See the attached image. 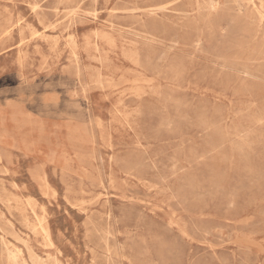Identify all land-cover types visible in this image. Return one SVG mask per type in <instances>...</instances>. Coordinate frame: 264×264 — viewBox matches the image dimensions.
I'll list each match as a JSON object with an SVG mask.
<instances>
[{
  "label": "rangeland",
  "instance_id": "1",
  "mask_svg": "<svg viewBox=\"0 0 264 264\" xmlns=\"http://www.w3.org/2000/svg\"><path fill=\"white\" fill-rule=\"evenodd\" d=\"M0 234V264H264V0H0Z\"/></svg>",
  "mask_w": 264,
  "mask_h": 264
},
{
  "label": "bare ground",
  "instance_id": "2",
  "mask_svg": "<svg viewBox=\"0 0 264 264\" xmlns=\"http://www.w3.org/2000/svg\"><path fill=\"white\" fill-rule=\"evenodd\" d=\"M251 3H252V1H251ZM261 3V2H260ZM211 4V3H210ZM217 4V3H216ZM254 5V4H253ZM212 6V5H211ZM211 6H210V8H211ZM211 10H213V9H211ZM263 10V9H262ZM174 12V11H173ZM149 13H152V12H149ZM188 13V12H187ZM262 15V14H261ZM89 16V15H88ZM87 19V18H86ZM73 20H74V18H73ZM90 20V19H89ZM261 20V19H260ZM104 22V21H103ZM20 23V22H19ZM73 24H74V22H73ZM18 25V24H17ZM109 25V24H108ZM112 25V24H111ZM113 27V26H112ZM47 30V29H46ZM131 34V33H130ZM145 34V33H144ZM147 35V34H146ZM139 38V37H138ZM141 38V37H140ZM176 39V38H175ZM155 42V41H154ZM174 43V42H173ZM172 43V44H173ZM195 44V43H194ZM199 44V43H198ZM197 45V44H196ZM69 47V46H68ZM97 47V46H96ZM170 47V46H169ZM167 48V47H166ZM171 48V47H170ZM177 50V49H176ZM161 59V58H160ZM84 74V73H83ZM241 74V73H240ZM243 75H244V73H242ZM250 77H252V76H250ZM253 78V77H252ZM255 78V77H254ZM85 79V78H84ZM257 79V78H256ZM87 86V85H86ZM101 86V85H100ZM102 87V86H101ZM93 118V117H92ZM100 121V120H99ZM98 121V122H99ZM94 123V122H93ZM93 126H94V124H93ZM93 148V147H92ZM110 148V147H109ZM100 156V155H99ZM3 179V178H2ZM109 181V180H108ZM82 185V184H81ZM15 186V185H14ZM46 189H48V188H46ZM108 189V188H107ZM66 201V200H65ZM38 202V201H37ZM26 203H27V201H26ZM84 203V202H83ZM91 204V203H90ZM109 204V203H108ZM111 205V204H110ZM71 207V206H70ZM74 207V206H73ZM107 207H109V206H107ZM76 208V207H75ZM3 212V211H2ZM78 212V211H77ZM85 212V211H84ZM136 212V211H135ZM35 213V212H34ZM111 213V212H110ZM10 216V215H9ZM106 217V216H105ZM113 218V217H112ZM107 219V218H106ZM90 220V219H89ZM29 221V220H28ZM39 221V220H38ZM39 222H41V221H39ZM13 223V222H12ZM107 223V222H106ZM177 223V222H176ZM15 225V224H14ZM40 224H38V226H39ZM20 226V225H19ZM38 226H37V228H38ZM40 227V226H39ZM115 226H113V229H115L114 228ZM41 228V227H40ZM36 229V228H35ZM42 229H43V231H44V233H45V235H46V237L49 239V233H48V231L46 230V228H43L42 227ZM116 231V230H115ZM2 232V231H1ZM98 232V231H97ZM106 232V231H105ZM104 232V233H105ZM118 232V231H117ZM32 233V232H31ZM35 233V232H34ZM33 233V234H34ZM99 234V233H98ZM110 234V233H109ZM1 235V234H0ZM106 235V234H105ZM3 236V235H2ZM116 236V235H115ZM110 237H111V235H110ZM4 238V237H3ZM107 239V238H106ZM114 239V238H113ZM103 240V239H102ZM14 241V240H13ZM115 241V240H114ZM107 243H108V241H107ZM117 244V243H116ZM2 246V245H1ZM44 246H46V244L44 245ZM118 246V245H117ZM116 246V247H117ZM15 247V246H14ZM47 248H48V246H47ZM2 249V248H1ZM118 249V248H117ZM4 250V249H3ZM11 251V250H10ZM118 252V251H117ZM55 254V253H54ZM27 257H28V255H27ZM52 257V256H51ZM19 258V257H18ZM121 258V257H120ZM119 258V259H120ZM12 259V258H11ZM56 260V259H55ZM90 261V260H89ZM108 261V260H107ZM121 262V261H120ZM119 262V263H120ZM15 263V262H14ZM107 263V262H106ZM121 264V263H120Z\"/></svg>",
  "mask_w": 264,
  "mask_h": 264
}]
</instances>
